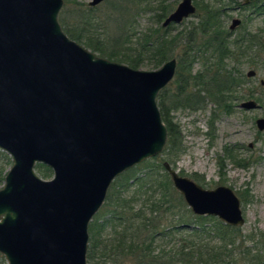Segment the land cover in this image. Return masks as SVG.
Masks as SVG:
<instances>
[{
	"label": "water",
	"instance_id": "obj_1",
	"mask_svg": "<svg viewBox=\"0 0 264 264\" xmlns=\"http://www.w3.org/2000/svg\"><path fill=\"white\" fill-rule=\"evenodd\" d=\"M63 5L0 0V150L12 160L0 189V254L7 264H88L89 225L110 187L167 145L157 98L177 61L143 71L98 57L64 33ZM196 12L192 0H182L163 27ZM240 25L233 20L231 30ZM258 107L254 100L239 106ZM256 125L263 132L264 118ZM38 164L53 171L51 180L37 174ZM163 166L195 216L245 224L232 189L206 190Z\"/></svg>",
	"mask_w": 264,
	"mask_h": 264
},
{
	"label": "trees",
	"instance_id": "obj_2",
	"mask_svg": "<svg viewBox=\"0 0 264 264\" xmlns=\"http://www.w3.org/2000/svg\"><path fill=\"white\" fill-rule=\"evenodd\" d=\"M228 1L238 3V0ZM130 3L125 6L116 4L114 9L122 17L130 13L135 0ZM194 4L197 7L194 17L198 18V22L176 34L172 31L177 26L164 29L161 25L174 11L173 6L164 0L150 1L148 5L155 23L161 25L156 29L148 28L140 32L135 28L136 21L120 17L122 21H118L116 39L129 46L124 51L119 48L113 50L109 55H105L106 48L102 42L96 41L99 38L88 36L83 39L81 36L84 31L89 35L94 33L91 29L95 27L93 16L82 17L79 22L82 30L75 35L64 29L70 39L85 44L93 52H99L103 58L123 62L133 69L144 65L157 69L177 58V94L169 99L165 88L157 98L168 130L165 149L168 158L179 157L172 153V146L180 136L170 114L176 108L202 110L210 101L215 104L218 113L232 115L236 110L234 96L239 95L248 79L237 69L229 70L228 61L240 62L260 52L255 36L250 33H241L235 38L232 33L231 41V33L224 21L228 11L226 0L195 1ZM239 5L249 10L248 18L250 15L264 16V0H245ZM134 11L137 12V9ZM101 33L104 35V29ZM93 41L97 48L89 45ZM101 45L102 50L99 49ZM198 63L201 67L195 70ZM216 115L214 112L213 119ZM229 152L226 160L240 166L232 150ZM156 159L147 160L125 172L110 187L103 205L109 209V216L103 219L99 215L89 225L88 264H237L240 257L248 256L250 248L242 250L235 247L240 229L226 225L215 217L195 216L187 210L163 164L156 162L150 165ZM0 162L3 163L0 167L1 187L8 173V157L2 151ZM36 168L44 179L52 178L53 172L47 166L39 164ZM141 168L144 169L138 172ZM236 249L241 254L234 253Z\"/></svg>",
	"mask_w": 264,
	"mask_h": 264
},
{
	"label": "rangeland",
	"instance_id": "obj_3",
	"mask_svg": "<svg viewBox=\"0 0 264 264\" xmlns=\"http://www.w3.org/2000/svg\"><path fill=\"white\" fill-rule=\"evenodd\" d=\"M63 1L64 5L59 13V22L63 31L66 29L70 34L75 35L78 31L82 30V25L79 23L82 17L93 16L95 18L93 21L95 27L91 29L94 30V33L89 35L87 34L88 32L85 33L84 31L83 35H81L84 37L83 39H87L88 36L99 38L96 41L102 42V45L106 48L104 50L105 55H109V53L113 52V50H118V48L124 51L126 46H129L116 39L119 34L118 21L122 20L120 19L121 13H118L114 9V6L116 4L123 6L130 5L131 0H106L96 7L89 5L92 0ZM150 1L153 2L154 0H135L130 13H125L121 18L123 20L126 18L130 22L136 21L135 28L140 32L146 31L148 28H158L162 24L157 25L155 19L152 17L153 13L148 10ZM164 1L168 5H172L173 10H175L182 0ZM193 1L202 3L204 0ZM244 1L238 0V3H235L226 0L228 11H226L224 20L225 26L229 30L233 19H241L243 22L242 27L234 32L233 38L241 33L252 34L259 44L260 52L259 54L253 53L240 62L235 60L233 62L228 61L229 70L237 69L248 79L239 95L234 96L236 99L235 112L232 115L218 113L215 104L210 101L207 103L205 109L202 110L193 111L176 108L170 116L173 118V123L179 129L180 136L172 146V150L174 149L172 153L179 155V157L171 156L168 158L165 153V147L163 153L156 157L155 163H150V165L157 163L162 165L164 162H167L181 176L188 177L195 182L198 179L196 183L206 190H213L220 186L232 189L240 199L241 210L245 219L243 226L235 227L240 229L239 240L236 242L235 247L242 250L245 248L251 249V253L245 258L240 257L237 264H264V131L260 132L256 125L258 119L264 118V16L248 18L247 16L250 14L249 10L239 5ZM134 9H137V12ZM197 22L198 18L191 17L181 25H174L177 27L172 33L176 34L186 28V26ZM102 27L105 31V36L101 33L103 32ZM91 43L88 44L93 48H97L95 41ZM78 44L93 52L85 44ZM102 45L99 48L101 50ZM93 53L98 57H102L99 52ZM173 59L177 61V74L178 60L177 58ZM118 63L127 65L123 62ZM200 67L198 63L194 68L198 70ZM137 69L143 71L156 70L150 68L148 65ZM251 71L256 72L255 77H248V73ZM175 77L166 87L169 99L177 94L178 88ZM249 100L256 101L259 105L258 109L245 110L239 108L241 103ZM214 112L217 114L215 119H213ZM230 150L233 152L232 155H235L239 159L236 162H240V166L226 160L227 155L230 154ZM7 157L8 164L6 168L9 170L11 167L9 164H12V160L8 155ZM2 166L3 163L0 162V167ZM143 169L141 168L137 171L139 172ZM36 172L44 179L37 168ZM161 172L164 173V171ZM175 196L177 197L178 194L175 193ZM187 210L191 211L188 207ZM108 214L109 209H105L103 206L95 217L102 215L103 219H105L109 216ZM169 220H171V217ZM234 253L241 254L239 249H236ZM0 264H7L6 259L1 254Z\"/></svg>",
	"mask_w": 264,
	"mask_h": 264
},
{
	"label": "flooded vegetation",
	"instance_id": "obj_4",
	"mask_svg": "<svg viewBox=\"0 0 264 264\" xmlns=\"http://www.w3.org/2000/svg\"><path fill=\"white\" fill-rule=\"evenodd\" d=\"M192 1H193V0H192ZM248 1H249V0H247V2H248ZM179 4H180V3H179ZM193 4H194V1H193ZM194 6H195V4H194ZM177 7H178V6H177ZM195 7H196V6H195ZM196 9H197V7H196ZM171 13H172V12H171ZM171 13H170V14H171ZM196 13H197V12H196ZM170 14H169V15H170ZM195 15H196V14H195ZM195 15H194V16H195ZM194 16H192V17H194ZM250 17H253V15H250ZM190 18H191V17H190ZM236 19H239V18H236ZM165 20H166V19H165ZM165 20H164V22H165ZM186 20H187V19H186ZM186 20H184V21H186ZM233 20H235V19H233ZM233 20H232V22H233ZM239 20L241 21V25L238 26L235 30H231L232 22H231V25H230V27H229V31H230V33H231V41H232V33H234V32H235L238 28H240V27L242 26V24H243L242 20H241V19H239ZM184 21H183V22H184ZM164 22H163V23H164ZM183 22H182V23H183ZM163 23H162V27H163ZM182 23H181V24H182ZM181 24H179V25H181ZM171 25H175V24H171ZM171 25H169V26H167V27H163V28L166 29V28L170 27ZM260 132H261V131H260Z\"/></svg>",
	"mask_w": 264,
	"mask_h": 264
},
{
	"label": "bare ground",
	"instance_id": "obj_5",
	"mask_svg": "<svg viewBox=\"0 0 264 264\" xmlns=\"http://www.w3.org/2000/svg\"><path fill=\"white\" fill-rule=\"evenodd\" d=\"M102 58V57H101ZM105 59V58H104ZM108 60V59H107Z\"/></svg>",
	"mask_w": 264,
	"mask_h": 264
}]
</instances>
